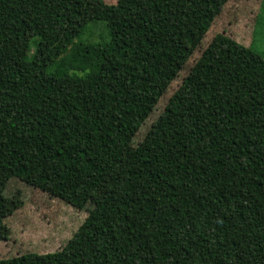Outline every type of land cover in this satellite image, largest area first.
<instances>
[{"label": "trees", "instance_id": "1", "mask_svg": "<svg viewBox=\"0 0 264 264\" xmlns=\"http://www.w3.org/2000/svg\"><path fill=\"white\" fill-rule=\"evenodd\" d=\"M229 1L0 0V185L88 212L61 249L0 264H264L252 46L214 35L122 161Z\"/></svg>", "mask_w": 264, "mask_h": 264}, {"label": "rangeland", "instance_id": "2", "mask_svg": "<svg viewBox=\"0 0 264 264\" xmlns=\"http://www.w3.org/2000/svg\"><path fill=\"white\" fill-rule=\"evenodd\" d=\"M92 1L98 4L101 1L113 3L116 0ZM263 3L264 0H230L228 2L222 13L214 20L202 47L194 53L172 83L167 95L142 126L133 146L129 148L122 161L144 138L151 123L163 111L168 98L178 89L183 77L188 74L214 35L217 33L230 35L241 43L252 46L264 57ZM104 32L108 34L104 22L91 23L87 33L81 36V40L97 42ZM27 36L31 40L35 38L32 33H28ZM33 48L23 53L32 54ZM120 166L121 163L115 165L108 176V182L118 174ZM87 215V210H78L16 179H6L0 185V258H10L27 252L57 251L65 245Z\"/></svg>", "mask_w": 264, "mask_h": 264}]
</instances>
